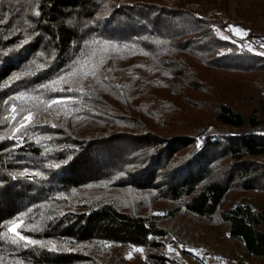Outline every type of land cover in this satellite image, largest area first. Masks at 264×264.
Wrapping results in <instances>:
<instances>
[{
  "label": "trees",
  "instance_id": "1",
  "mask_svg": "<svg viewBox=\"0 0 264 264\" xmlns=\"http://www.w3.org/2000/svg\"><path fill=\"white\" fill-rule=\"evenodd\" d=\"M205 5L228 10V0H0V264H171L159 224L180 210L216 216L264 259V209L244 197L224 206L264 194V35ZM249 5L264 17V0ZM73 68L96 75L41 87ZM14 222L46 247L13 244Z\"/></svg>",
  "mask_w": 264,
  "mask_h": 264
},
{
  "label": "rangeland",
  "instance_id": "2",
  "mask_svg": "<svg viewBox=\"0 0 264 264\" xmlns=\"http://www.w3.org/2000/svg\"><path fill=\"white\" fill-rule=\"evenodd\" d=\"M250 1L252 0H228L226 13L218 6L205 5L202 7V13L222 23L227 20L241 23L254 33L264 35V17L259 13L247 11ZM228 30L239 37L246 36L248 32V29L234 23L229 24ZM256 84V91L264 97V75L256 80ZM234 90L231 87L229 95L233 94ZM257 105L258 101L253 100L248 107L242 108L252 113ZM259 160L264 162V155L259 157ZM242 197L254 206L264 209V194L260 192L241 193L238 197L231 195L224 206ZM159 225L168 232L164 253L171 260V264H264V259L253 257L238 242L229 238L225 225L216 216L198 218L180 210L174 216L163 219ZM139 261L144 262L142 257H139Z\"/></svg>",
  "mask_w": 264,
  "mask_h": 264
},
{
  "label": "snow or ice",
  "instance_id": "3",
  "mask_svg": "<svg viewBox=\"0 0 264 264\" xmlns=\"http://www.w3.org/2000/svg\"><path fill=\"white\" fill-rule=\"evenodd\" d=\"M36 15H39V13L37 12ZM156 43H160V41H156ZM117 51H119V49H116ZM100 63H103V61H101ZM39 68L42 70L45 68V65L41 64L39 65ZM24 75H35V73H24ZM95 76L96 75V71L95 69L93 70H90V71H83L81 68H73L71 72H68L66 73L65 75L61 76L60 78H58L56 81H54L53 83L51 84H48V85H43L41 86L42 88H46V89H49L53 92H56V91H63L64 89L60 88V87H54V85L56 86H59L61 85L62 83L63 84H67L70 82V79L72 77H76V76H80V77H87V76ZM21 77L18 75V76H14L13 77V80H19ZM68 91H73V89H68ZM64 101L62 100H53V101H49V106H51L52 104H57V103H63ZM31 117L30 116H25L24 117V120L27 121V120H30ZM23 123L21 124V127H23ZM15 131H20V128H17L15 129ZM18 139V138H17ZM71 159V157H69L68 160H65L64 163L67 164L69 162V160ZM55 167H59V165H55ZM19 175L23 176L25 175V173H20ZM39 175V174H38ZM13 179H16V176H13L12 177ZM52 217H49V219H51ZM19 224L17 223H13L12 226L9 228V231L14 233L17 237H18V240L17 239H13L12 240V243L13 244H18L19 241H24V247H28V246H35V245H39L41 248L43 247H46V244L44 242H41V241H38V240H34V239H28L27 237L23 236V235H20L19 232H17V228H19ZM32 230H35V229H32ZM48 245H51V247L49 248L50 251H54L56 250V246L54 244H52L51 241L47 242ZM137 251H141L140 249H137Z\"/></svg>",
  "mask_w": 264,
  "mask_h": 264
}]
</instances>
